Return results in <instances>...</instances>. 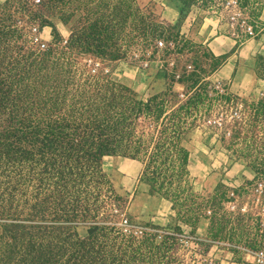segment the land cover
Wrapping results in <instances>:
<instances>
[{
	"label": "rangeland",
	"instance_id": "rangeland-1",
	"mask_svg": "<svg viewBox=\"0 0 264 264\" xmlns=\"http://www.w3.org/2000/svg\"><path fill=\"white\" fill-rule=\"evenodd\" d=\"M6 1L0 0V7ZM28 1L34 4L32 13L17 1L6 8V16L16 20L19 31L32 23L39 25L48 48L39 52L34 45V52L46 55L55 51L59 55L51 57H65L66 65L85 78L115 84L116 101L121 86L136 102L148 103L149 113L135 122L133 138L163 148L146 163L110 157L113 170L108 173L103 159L101 184L92 186L81 211L71 215L72 222L65 225L76 227L84 238L97 229L92 225L96 223L97 234H105L116 244V258L125 256L122 264H261L256 256L264 252V224L249 218L257 213L251 208V191L257 181L264 180V98L252 101L251 118L246 123L225 125L230 135L215 130L213 117L225 110L226 99L213 97L205 86L197 85L222 63L191 45L187 61L193 72L182 73L180 81L190 96L182 104L175 100L172 75L163 69L145 72L146 79L152 81L144 94L121 84L118 74L133 69L134 58L151 51L154 40H177L160 16L163 5L169 8L171 0H127L126 6L117 0H66L63 6L52 0ZM73 36L72 45L58 42ZM106 89L114 92L112 85ZM175 90L180 91L178 87ZM160 102H166L168 110L157 108ZM119 162L128 165L129 184L120 182L126 171H119ZM139 196L167 203L162 216L169 223L154 226L138 220L133 205ZM120 206L127 210L132 226L147 232L119 237L115 212ZM243 206H248L245 215ZM185 236L187 242L181 243Z\"/></svg>",
	"mask_w": 264,
	"mask_h": 264
},
{
	"label": "trees",
	"instance_id": "trees-1",
	"mask_svg": "<svg viewBox=\"0 0 264 264\" xmlns=\"http://www.w3.org/2000/svg\"><path fill=\"white\" fill-rule=\"evenodd\" d=\"M17 1L30 13L35 9L28 0L0 7V264H122L125 256L116 258V244L97 234L96 223L84 238L65 224L81 211L92 186L101 184L105 157L146 163L163 150L133 138L148 103L136 102L121 86L116 101L115 84L85 78L65 57H51L59 55L55 51L36 54L32 28L40 31L39 25L19 31L6 16ZM52 2L63 6L66 0ZM74 39L58 42L68 46ZM166 105L156 107L168 110Z\"/></svg>",
	"mask_w": 264,
	"mask_h": 264
},
{
	"label": "crops",
	"instance_id": "crops-1",
	"mask_svg": "<svg viewBox=\"0 0 264 264\" xmlns=\"http://www.w3.org/2000/svg\"><path fill=\"white\" fill-rule=\"evenodd\" d=\"M240 1L253 27L252 37H229L224 13L216 5L211 7L212 5L206 4L194 9L192 0H171L169 8L163 5L160 16L173 30L181 28L182 32H187L191 46L198 51H205L212 60L221 61V66L211 74L212 80L224 82L231 94L252 102L258 101L260 93L264 92V0ZM188 10L196 14V21L186 30V26L181 24V15ZM133 69L119 73L117 79L137 94H144L150 87L152 78L146 79L147 72L140 73L136 69L134 72ZM176 87L182 90L180 85H173L175 95L180 92L175 90ZM112 164L113 158H104L106 173L113 170ZM117 165L119 171H126L120 178L121 184H129L131 179L127 174L128 165L123 162ZM137 175L138 171L134 176ZM133 209L138 220L154 226H166L169 223L168 218L162 216L168 210L167 203L160 199L139 196L134 201Z\"/></svg>",
	"mask_w": 264,
	"mask_h": 264
},
{
	"label": "built area",
	"instance_id": "built-area-1",
	"mask_svg": "<svg viewBox=\"0 0 264 264\" xmlns=\"http://www.w3.org/2000/svg\"><path fill=\"white\" fill-rule=\"evenodd\" d=\"M40 0H36L39 3ZM192 8H199V6H204L206 4L216 5L217 8L221 9L224 13L226 20L227 31L229 37L233 39H240L243 37H252L254 35L253 27L250 24L249 17L242 8L240 0H192ZM190 12V10L183 12L181 15V24L186 26V30H189L196 21L195 13ZM172 28L169 27V30ZM175 32L176 36L174 40H162L156 39L152 42L151 51L144 53L138 58L135 57L134 67L140 73L149 71L150 69H155L161 71L162 69L172 75L174 80L173 85H180L182 90L176 94V102L182 104L185 102L190 93H187L184 85L180 83L183 74H190L193 72L192 66L187 61V52L189 45V38L187 32H182V29L171 30ZM32 40L33 44L39 50H46L48 44L43 41L40 36V31L38 28H32ZM186 47V50L184 48ZM180 50L183 52L181 53ZM93 73H97L94 71ZM183 73V74H182ZM205 86L206 93L217 98H225V110L223 112H218L215 117H213V127L215 130L221 131L225 130L228 135L230 132L226 130V124H244L251 118L250 106L252 102L240 98L239 96L233 95L229 92L227 85L222 81L212 80L211 76L207 78L200 79L197 87ZM198 88L196 90H198ZM195 90V89H194ZM194 94V91L191 93ZM260 98H264V92L259 95ZM252 201L251 208L257 213L254 214L252 218L259 219L264 222V180L260 179L257 181L252 189ZM234 198L235 195L232 194ZM235 200V199H234ZM238 203V201L236 202ZM238 207H232V211L236 210ZM245 209V210H244ZM248 206L241 208L242 215L246 214ZM116 227L118 232L124 236H133L136 234H143L147 232L145 229L137 228L132 226L131 219L127 214V210L124 207L116 208ZM240 214V213H239ZM251 216V215H250ZM115 226V225H114ZM188 237L185 236L181 243H186ZM258 263L264 264V252H259L256 256Z\"/></svg>",
	"mask_w": 264,
	"mask_h": 264
}]
</instances>
